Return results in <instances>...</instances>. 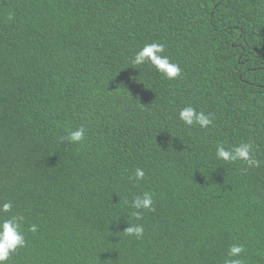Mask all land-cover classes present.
<instances>
[{
	"label": "trees",
	"instance_id": "trees-1",
	"mask_svg": "<svg viewBox=\"0 0 264 264\" xmlns=\"http://www.w3.org/2000/svg\"><path fill=\"white\" fill-rule=\"evenodd\" d=\"M153 42L180 77L132 65ZM188 105L213 123L185 125ZM220 143L256 163L217 159ZM9 200L26 246L6 264H224L232 244L264 264V0H0ZM137 223L141 239L123 232Z\"/></svg>",
	"mask_w": 264,
	"mask_h": 264
},
{
	"label": "clouds",
	"instance_id": "clouds-1",
	"mask_svg": "<svg viewBox=\"0 0 264 264\" xmlns=\"http://www.w3.org/2000/svg\"><path fill=\"white\" fill-rule=\"evenodd\" d=\"M165 46L162 43H147L134 55L131 63L134 67L150 63L157 72L163 75L168 80H173L182 75V69L178 63H174L166 55H163ZM178 118L187 126L199 125L202 128H207L213 123L211 114H206L203 111H197L191 105L181 108L178 112ZM86 129L83 126L75 130H69L63 139L70 143L79 144L85 139ZM252 144L241 143L232 148H226L223 143L216 146L215 156L219 160L225 162H236L238 160L252 165L256 163L252 157ZM145 171L142 168H137L133 179L136 181L142 180L145 177ZM153 194L144 192L142 195L135 196L131 201V208L135 209L132 215L137 221L142 220L143 211L153 210ZM12 202L9 200L0 204V264H6L9 261L11 254L15 253L18 248L26 246V237L22 228L23 217L9 215L4 217L2 214L12 212ZM30 231L36 232L37 226L31 225ZM126 235L134 236L141 239L144 235L145 228L142 223L132 224L126 227L123 231ZM245 252V247L242 244H232L228 249V259L224 264H244L241 258Z\"/></svg>",
	"mask_w": 264,
	"mask_h": 264
}]
</instances>
